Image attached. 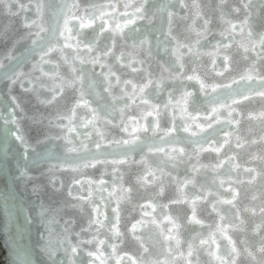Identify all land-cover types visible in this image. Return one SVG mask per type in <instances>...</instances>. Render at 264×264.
<instances>
[{"label":"clouds","instance_id":"1","mask_svg":"<svg viewBox=\"0 0 264 264\" xmlns=\"http://www.w3.org/2000/svg\"><path fill=\"white\" fill-rule=\"evenodd\" d=\"M150 12L147 0H0V104L36 149L35 251L59 264L55 235L68 256L94 245L89 264H264V0H240L217 46L174 42L159 75L122 79L138 69L102 42ZM70 213L86 225L62 223Z\"/></svg>","mask_w":264,"mask_h":264},{"label":"water","instance_id":"2","mask_svg":"<svg viewBox=\"0 0 264 264\" xmlns=\"http://www.w3.org/2000/svg\"><path fill=\"white\" fill-rule=\"evenodd\" d=\"M147 4L151 9V23L142 21V26H138L139 32L126 35L124 39L102 42V46L107 44L117 52L123 51L132 67L138 69L136 73L124 70L120 73L122 79L134 77L139 83H143L146 77L159 75L167 67V54L174 42L187 44L197 50L217 46L222 39L218 34L222 22L232 18V10L240 4V0H147ZM11 7L16 9L17 6L13 3ZM13 19L18 22V17ZM206 20L211 22L208 27L212 35L197 43V33L202 30ZM2 30L3 25L0 24V31ZM9 46L10 42L0 41V61L5 65L8 64L5 54ZM183 51H187V48ZM0 81H7L2 69ZM6 88L7 83L0 85V93ZM13 94L18 95V90ZM21 102H24L23 97ZM12 121L13 114L9 108L0 104V264H43L35 251L36 231L32 224L31 205L36 198L34 189L38 182L29 178L38 171L31 166L36 149L33 143L23 138V133ZM31 139H35V133L31 134ZM90 179V176L81 177V182ZM47 197L55 199V194L49 191ZM69 219H75L78 226L87 223L86 218H79L71 213L65 215L61 222ZM72 240L74 242L75 237ZM65 247L67 244L62 236L54 235L49 241V249L59 264H89L93 259L88 252L95 251L94 245H85L88 251L77 249L71 256L64 253Z\"/></svg>","mask_w":264,"mask_h":264}]
</instances>
